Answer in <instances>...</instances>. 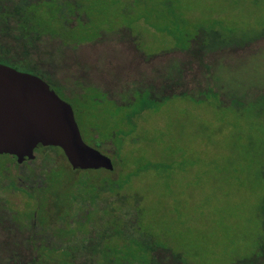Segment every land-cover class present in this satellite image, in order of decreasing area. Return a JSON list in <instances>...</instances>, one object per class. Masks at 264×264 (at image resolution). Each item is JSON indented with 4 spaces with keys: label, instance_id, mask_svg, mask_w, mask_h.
<instances>
[{
    "label": "rangeland",
    "instance_id": "374dc122",
    "mask_svg": "<svg viewBox=\"0 0 264 264\" xmlns=\"http://www.w3.org/2000/svg\"><path fill=\"white\" fill-rule=\"evenodd\" d=\"M78 1L85 25L78 16L64 35H43L28 59L113 169H73L59 148L34 150L20 164L0 154V253L11 256L6 247L28 232L11 221L35 206L26 186L48 185L52 201L107 182L113 193H102L118 210L107 219L113 263L237 264L263 255L264 0ZM213 30L232 45L202 63L182 50ZM94 208L103 216L102 201Z\"/></svg>",
    "mask_w": 264,
    "mask_h": 264
},
{
    "label": "trees",
    "instance_id": "16d2710c",
    "mask_svg": "<svg viewBox=\"0 0 264 264\" xmlns=\"http://www.w3.org/2000/svg\"><path fill=\"white\" fill-rule=\"evenodd\" d=\"M80 6L81 3L78 0H0V63L13 67L20 66L44 77L28 59L31 50L35 47L34 42L43 35L60 37L64 35L63 30L74 29L77 23L75 25L71 23L78 19V16L80 19L85 16L79 14ZM80 23L85 25L86 21L81 19ZM201 33L210 37L197 38L198 40L192 42L193 47H190L192 45L190 43L187 48L182 49L192 52L200 63L203 62L207 53L214 52L220 46L230 47L232 45L231 40L222 38L223 35L217 30ZM12 52H17L16 54L21 52V58L16 57ZM183 93L185 92H179V94ZM260 96L264 99V94ZM51 148L59 147L39 144L35 150L47 151ZM8 156L12 161H16L14 157ZM6 163H3V167H6ZM9 185L13 189L16 188L13 180ZM47 186H31L27 189L19 187L29 197H36L35 206L32 210H27L23 218H14L11 214V221L17 229H25L28 232L26 237L13 243L14 247L9 245L6 247L7 253L12 254L11 256L0 253L1 262L5 264H95L97 260H102L101 258L105 256V260H102L105 262L103 264H117L113 263L114 258H110L109 250L114 248L113 251L116 253L118 248L105 243L112 233L107 219L111 216H118L115 214L118 210L112 206L113 204L107 203L109 197L102 193L105 190L113 193L109 184L104 182L95 189L93 194L88 193L85 187H81L78 192L71 187L64 199H52V201V195H48L49 192L46 191ZM43 195L48 197L49 202ZM99 201L103 202L101 211L103 216L97 215L96 212L99 210L94 208V204ZM89 204L92 208H89ZM97 218H103L100 226L102 231L99 238L93 240L91 229ZM14 248L29 250V258L19 260ZM259 250V253L263 255L241 260L237 264H261L264 258V242L259 245ZM79 255H84L86 259L78 262ZM151 262L155 264V259Z\"/></svg>",
    "mask_w": 264,
    "mask_h": 264
},
{
    "label": "water",
    "instance_id": "95a60500",
    "mask_svg": "<svg viewBox=\"0 0 264 264\" xmlns=\"http://www.w3.org/2000/svg\"><path fill=\"white\" fill-rule=\"evenodd\" d=\"M39 144L59 147L73 169H113L84 141L71 104L38 75L0 63V154L21 163Z\"/></svg>",
    "mask_w": 264,
    "mask_h": 264
},
{
    "label": "flooded vegetation",
    "instance_id": "af4514ba",
    "mask_svg": "<svg viewBox=\"0 0 264 264\" xmlns=\"http://www.w3.org/2000/svg\"><path fill=\"white\" fill-rule=\"evenodd\" d=\"M91 115V114H90ZM75 116V115H74ZM76 119V118H75ZM77 122V121H76ZM78 124V123H77ZM78 127H79V125H78ZM92 129V128H91ZM35 150V149H34ZM11 156V155H10ZM12 157H14V156H12ZM15 158V157H14ZM16 160V159H15ZM26 160H28V159H26ZM26 160H24L23 162H25ZM23 162H21V163H23ZM18 164H20V163H18ZM30 186H26V188L25 189H27V188H29Z\"/></svg>",
    "mask_w": 264,
    "mask_h": 264
}]
</instances>
